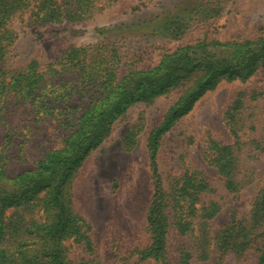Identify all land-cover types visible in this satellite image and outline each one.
Wrapping results in <instances>:
<instances>
[{
    "label": "rangeland",
    "instance_id": "1",
    "mask_svg": "<svg viewBox=\"0 0 264 264\" xmlns=\"http://www.w3.org/2000/svg\"><path fill=\"white\" fill-rule=\"evenodd\" d=\"M92 9L87 18L46 24L34 21L32 12L37 9L31 6L16 13L9 24L15 38L0 69L21 70L32 60L43 68L71 47L95 45L102 49L96 56L113 55L118 60L120 79L129 70H150L165 55L201 41L223 44L264 38V0H94ZM186 88L127 106L108 125L104 141L72 175V209L90 226L94 243L90 256L73 239L65 241L74 261L151 264L139 262V251L150 243L146 216L154 192L148 139ZM90 94L70 98L67 105L74 108L73 115L81 114ZM5 101L0 152L6 157L7 175L13 177L34 169L46 153L61 148L70 129L61 124L64 116L35 118L32 107L22 105L13 94ZM9 129L10 140L6 139ZM158 143L155 164L165 194L180 188L188 176L202 178L209 185V191L200 193L195 203L192 233L181 234L174 211L169 210L166 249L170 262L179 264L186 248L194 253L191 264H256V245L242 256L221 255L216 235L234 219L246 223L264 188V70L246 79L221 80ZM215 144L230 146L236 156L230 174L240 183L237 192L227 189L225 178L212 163L217 156ZM210 202L220 208L207 226L208 257L199 261L200 215Z\"/></svg>",
    "mask_w": 264,
    "mask_h": 264
},
{
    "label": "trees",
    "instance_id": "2",
    "mask_svg": "<svg viewBox=\"0 0 264 264\" xmlns=\"http://www.w3.org/2000/svg\"><path fill=\"white\" fill-rule=\"evenodd\" d=\"M93 2L0 0V64L15 38L9 24L16 13L31 6L37 9L32 12L34 21L60 23L87 18L94 11ZM100 49L95 45L71 47L59 60L43 68L32 60L21 70L0 69V121L6 108L5 100L13 94L22 105L28 103L32 107L35 118L64 116L61 124L70 129L61 148L46 153L34 169L13 177L7 175L6 157L0 152V264H96L95 259L74 261L65 245V241L73 239L90 256L94 254L90 226L72 209V175L89 152L104 141L108 125L127 106L139 101L149 102L158 95L187 86L148 139L154 192L146 216L150 243L139 251V262L172 264L166 249L169 210L174 211L175 225L180 233H192L195 203L200 193L209 191V185L202 178L188 176L180 188L165 194L155 164L158 141L221 80L246 79L259 69L264 70V38L223 44L201 41L165 55L150 70H129L120 79L118 60L115 61L113 55L109 58L102 54L96 56ZM91 89L95 91L90 94ZM88 94L87 106L79 116L73 115L74 108L67 105L70 98L73 95L85 98ZM233 124L235 121H230V125ZM9 132L12 129L7 131L8 140L12 138ZM214 148L217 156L212 163L225 178L227 189L237 192L240 183L230 174L236 156L230 146L215 144ZM219 208L216 202L202 207L200 218L203 222L196 244L199 261L208 257L207 226ZM249 217L246 223L234 219L223 228L216 235L217 246L221 255L233 252L242 256L256 245L259 253L256 264H264V188L256 197ZM193 256L194 253L183 248L179 264H191Z\"/></svg>",
    "mask_w": 264,
    "mask_h": 264
}]
</instances>
